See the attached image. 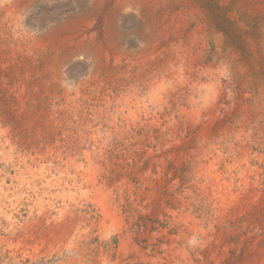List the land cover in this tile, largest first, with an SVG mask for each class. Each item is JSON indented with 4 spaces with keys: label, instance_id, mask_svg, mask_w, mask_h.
I'll return each instance as SVG.
<instances>
[{
    "label": "rangeland",
    "instance_id": "1",
    "mask_svg": "<svg viewBox=\"0 0 264 264\" xmlns=\"http://www.w3.org/2000/svg\"><path fill=\"white\" fill-rule=\"evenodd\" d=\"M22 1L0 264H264V0Z\"/></svg>",
    "mask_w": 264,
    "mask_h": 264
},
{
    "label": "bare ground",
    "instance_id": "2",
    "mask_svg": "<svg viewBox=\"0 0 264 264\" xmlns=\"http://www.w3.org/2000/svg\"><path fill=\"white\" fill-rule=\"evenodd\" d=\"M24 1V0H23ZM22 1V2H23ZM34 0H27L25 3L23 2V5L21 6V7H19V9L17 10V12H19V13H21V12H23V10L25 9V8H27V7H29V5H31L32 4V2H33ZM125 2L126 1H121V3H119L118 5L116 4V6L117 7H115L116 9H115V11H114V16H116L117 15V12H118V10L120 9V7L122 6V5H124L125 4ZM19 5H21V4H19ZM16 6V5H15ZM123 7V6H122ZM11 15V14H10ZM113 16V17H114ZM17 22V21H16ZM55 28V27H54ZM72 42V41H71ZM87 49L84 47V46H79L76 50H75V53L74 54H81L82 52H85Z\"/></svg>",
    "mask_w": 264,
    "mask_h": 264
}]
</instances>
